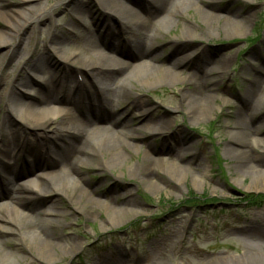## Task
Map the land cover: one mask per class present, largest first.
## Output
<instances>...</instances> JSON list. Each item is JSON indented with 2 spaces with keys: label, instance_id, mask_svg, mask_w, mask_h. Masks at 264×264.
Wrapping results in <instances>:
<instances>
[{
  "label": "rangeland",
  "instance_id": "1",
  "mask_svg": "<svg viewBox=\"0 0 264 264\" xmlns=\"http://www.w3.org/2000/svg\"><path fill=\"white\" fill-rule=\"evenodd\" d=\"M42 2L46 7L51 4L54 6L43 16L42 21L35 23L31 38L22 46H18L20 55L24 54L26 46V58L34 53L36 40L46 39L47 22L56 25L65 34L73 35L75 31H72L71 17H77L79 30L93 32L98 26L94 25L97 18L101 19L100 15L103 14L97 0H83L86 7L82 4V7L78 8V15L67 12L68 6L73 4L72 0ZM89 2H92V5ZM29 4L24 0H0V8L6 11L10 19L9 24L13 27L17 21L21 22V16H27L26 8ZM171 6L169 7L177 13L168 15L166 21L157 25L158 33L149 48V51L157 54V64L164 67L171 62L172 55L180 56L186 53L196 61L194 55L199 51H204L199 56V61L205 56L210 58L205 65L207 67L219 65L217 59L221 57L228 58L225 69L223 65V70L218 72L217 82L210 80L203 83L202 91L208 93V99L202 114L198 118H190L183 111L184 100L181 93L190 87L187 74L191 73L188 70L192 65L191 61L187 69H179L180 74L177 76L154 74V78L150 79L157 82L150 85L145 79L144 68L136 66L135 60H129L130 55L121 50L112 51L114 56L129 63L132 97L136 96L137 103L146 102L155 109V113L166 116L169 125L161 133L149 136H146L148 131L145 128L135 130L134 137H130L129 142L137 148L132 147L130 152L122 149L125 159L121 160L120 164H106L112 169H106L104 172L96 169L104 164L103 157L98 156L94 161L96 167H80L77 173L83 176L84 182L93 188L95 195L101 199L109 193L128 192L129 203L136 209V213H129L122 218H110L111 222H105L107 213L104 205H98L99 209L93 208L90 216H85L74 210L73 205L65 199H61L59 205L65 214L55 218L63 227L54 231L55 237L76 234L78 243L75 244L74 252L69 251L66 246L63 249L65 244L61 243L57 248L41 249L31 246L23 240L27 235V228L15 231L16 218L13 223L0 220V225L12 229L9 234L0 231V247L4 250L0 264H105L104 261L112 257L116 258L115 264H204L219 256L224 257V262L228 264H264V257L257 263H241L235 259L242 252L245 239L249 238L253 244L263 239L253 232L243 238L229 226L238 220L250 219L256 225L261 223L264 230V176L257 175L255 169L245 170V161L230 150L228 142V139L233 137L230 125L234 111L241 107V97L245 95L250 79L264 74L263 61L258 59L259 55L264 58V0H191L179 6L180 8ZM88 9L89 13L86 14ZM208 11L213 12L214 16L207 18L205 12ZM245 14L250 17L244 22L242 29H239L241 31L234 33V29L228 27L224 17L240 19ZM215 15L221 18L216 19ZM31 25L27 24L23 31L16 32V37L21 38L23 33L27 34ZM101 25L100 22L99 26ZM116 25L113 29L115 33L118 32L117 28H120L119 23ZM184 25L190 29L183 31ZM224 26L227 27L226 30ZM14 30L0 17L1 35L4 34L3 37L10 40L8 51L6 47H0V65L5 66L7 73L5 80L0 84V93L6 90L8 94L16 97L33 100L35 91L41 89V85L44 89L47 88L46 83L50 80L48 73H61L62 70L57 66L49 67L48 73L38 72L35 78L31 66L28 62L25 63V60L19 65H14L16 58L7 63L11 50L17 46L18 38L13 39L12 35H7H14ZM190 32H194V41L183 38L191 34ZM132 34L137 35V31H132ZM147 35L151 36V33L147 32ZM100 36L104 40L105 35L100 33ZM134 39L133 35L121 33V40L130 50L135 48L132 45ZM38 45L42 47L39 46L37 52L43 53L44 43ZM58 54H54L50 59L60 61ZM68 65L72 68L71 79L64 82H69L71 87L85 83V74L76 68L75 64ZM259 65L261 69H258ZM23 75L32 77L38 85L31 83L25 87L20 86L17 81ZM103 86L102 83L95 84L94 88L99 91ZM224 98L228 102H224ZM130 103L121 102L119 109L122 112L121 117L129 120L126 125L129 129L132 126L140 127L139 119L136 120L139 117L135 110L137 108ZM10 107L12 105L0 98V128L3 121H12L17 125V131L22 134L19 143H22L23 139L26 145L35 143L39 140V135L53 136L54 133L50 130L53 125L50 123L44 122L37 130L24 129L23 119L12 112L4 117V109ZM263 115L264 109L258 110L252 125ZM261 131L264 132V126ZM171 132L186 139L180 143L183 147H180L181 157L172 156L176 146L173 147ZM6 133L10 135L11 130L7 129ZM6 133H1L0 129V139ZM257 135L262 136L260 133ZM145 155L156 159L149 173L153 182L151 185L139 181V175L132 170L135 168L139 171V161ZM246 155L243 157L247 158L248 164L264 170L263 144L251 148ZM8 161L12 162V159ZM21 162L22 159L18 164ZM29 163L26 160L23 164L28 167ZM41 170L47 173L51 168H40L36 173ZM36 173L27 172L16 182L34 184ZM3 175L7 176V173L3 172ZM77 198L74 199L78 200ZM26 199L16 202L15 205L19 210L35 217L36 214L33 215L31 208L37 209L42 205L39 203L41 200ZM83 200L84 197H80L79 202ZM10 202L7 196L0 197V204ZM0 214L5 215L3 211H0ZM58 249L65 250L64 254L58 256ZM38 253L44 258L36 256Z\"/></svg>",
  "mask_w": 264,
  "mask_h": 264
},
{
  "label": "bare ground",
  "instance_id": "2",
  "mask_svg": "<svg viewBox=\"0 0 264 264\" xmlns=\"http://www.w3.org/2000/svg\"><path fill=\"white\" fill-rule=\"evenodd\" d=\"M24 1L30 3L26 8L28 14L26 17L21 16V22L17 21L14 27L9 24L10 19L6 11L0 8V17L6 20L9 27L15 29L14 35L7 33L8 37L12 35L13 39L18 38L16 40L17 48L11 50L7 63L16 58L14 65H19L25 60L24 62H28L31 66L35 78L37 77L35 74L38 72L48 73L49 67L57 66L62 72L48 73L50 80L46 83L47 88L44 89L41 85V89L38 88L35 91L33 100H25L20 96L16 97V95L8 94L6 90L0 93V98L12 105V107L4 109V117L12 112V114L23 119L24 129L32 130L39 129L38 127L47 122L53 125L50 130L54 133L53 136L39 135L37 142L26 145L24 139L22 143L18 141L22 134L17 131V125L8 120L1 124V133L2 131L6 133L7 129L11 130V133L10 135L6 133L0 139V197L7 196L11 202L0 204V211L5 213V215L0 214V220L13 223L16 218L17 228L15 231L19 228H27L28 232L23 240L31 246H37L41 249L57 248L61 243L65 244L62 246L63 249L66 246L69 251L74 252L75 244L78 243L76 234L60 238L55 237L54 231L63 227L55 218L65 214L59 205L61 199H65L73 205L74 210L83 213L85 216H90L93 208L99 209L98 205H104L108 215L104 218L105 222H111L112 219L110 218H122L129 213H136V209L129 203L128 192L109 193L101 199L95 195L94 189L84 182L83 176L77 171L80 167L86 168V166L87 169H91L90 166L95 165L94 161L98 156L103 157L104 164L99 167L95 165L96 169L101 172L106 171V169L110 170L112 167L108 168L107 163L120 164L121 160L125 159L122 149L130 152L132 147H136L129 142V138L134 137L135 130L145 128L148 131L146 136H149L161 133L169 125L166 116L155 113V109H152L150 105L148 106L146 102L137 103L136 96L132 97L129 63L114 56L112 51L119 52L121 50L124 54L130 55L129 60H135L136 66L144 68L145 79L150 85L157 82L150 79L154 78V74L177 76L180 74L179 69H187L191 61L192 65L188 69L191 73L187 74V82H189L190 87L181 93V98L184 100L183 111L190 118H198L202 114L208 99V93L202 91L204 90L203 83L210 80L214 83L217 82L218 72L223 70V65L225 69L228 58L221 57L217 59L219 65L214 64L207 67L205 65L210 58L201 56L203 59L199 61V56L204 52L199 51L198 54L194 55L196 61L189 56L190 54L186 53V55L180 56L172 55L171 62L164 67L156 63L157 54L149 51V48L158 33L157 25L166 21L168 15L176 12L171 9V5L180 8L179 6L191 0H97L103 14L100 15L101 19L97 18V24L94 25L98 26L93 29V32L79 30V23L75 15L70 18L72 31H75L73 35L65 34L56 25L47 22L48 35L46 39L36 40L34 53L26 58V46L22 55L19 54V47L31 38L35 23L42 21L43 16L50 11L54 4L46 7L42 0ZM71 3L73 4L68 6L69 11L67 12L77 15L79 14L78 8L85 6L83 0H72ZM91 3L89 2L90 5H92ZM88 13L89 9L86 11V14ZM205 16L211 18L214 15L213 12L208 11L205 12ZM218 17L215 15L214 18L217 19ZM249 17V14H245L240 19L224 17V20L228 22V27L234 29V33H239L241 31L239 29H242L244 22ZM100 22L101 26H99ZM116 23L120 25V28H117V33L113 31L117 26ZM27 24H32L27 34L23 33L21 38L16 37V32L23 31ZM188 29L190 28L187 25L182 28L183 31ZM226 29L227 27L224 26V30ZM98 30L99 33L95 32ZM132 31H137V35L132 34ZM122 32L135 37L132 42L133 47H135L133 50H130L128 45H125L121 40ZM147 32H150L151 36L147 35ZM100 33L105 35L104 40H102ZM190 33L183 38L194 41L196 39L195 35L192 34L194 32ZM3 35L0 32V47H6V51H8L10 40ZM41 42L44 43L43 48L46 56H44V52H37L42 47V45H38ZM56 53H59L60 61H56L54 58L50 59ZM258 59L264 64L262 56L259 55ZM69 63L75 64L76 68L85 74V83H78L71 87L69 82H64L66 79H71L70 69L72 68L68 65ZM261 65L258 66V69H261ZM6 76L5 66L0 65V84ZM31 83L38 85L36 80L25 75L20 76L17 81V84L22 87L31 85ZM100 83L104 86L102 90L98 91L94 85ZM123 101L131 102L130 104L136 106L137 115L141 116L136 119H139L140 127L132 126L129 129L126 126L129 120L123 119L121 117L122 112L119 111ZM224 102H228V100L224 98ZM240 103L241 107L234 111L230 125L233 133V137L228 139L230 150L245 161L243 165L245 170L255 169L257 175L264 176L263 169H257V166L248 164L247 158L243 157L247 156L246 154L251 148L264 145V132H260L264 126V122H260L262 119L264 120V115L255 121L256 124L253 123L254 125H252L251 123L252 120L254 121L258 110L264 109V74L250 79V84L245 95L241 97ZM242 112L249 114L243 115ZM171 133V140L174 142L173 147L176 146L175 149L173 148L175 151H173L172 156L181 157L180 147L182 146L180 143L186 139L175 132ZM259 133L262 135L261 137L257 135ZM9 159H12V162H9ZM21 159V164H18ZM26 160L31 163L28 167L23 164ZM155 161L156 159L148 155L140 159L139 171L135 168L132 169L136 175H139V181H143L147 185L153 184L149 173ZM47 167L51 168L49 172L44 173L41 170V172L36 173L38 169ZM3 172L7 173V176H4ZM27 172L36 173L35 178L37 179H35L34 184L16 182ZM75 197H78V200H75ZM80 197H84L82 202H79ZM25 198H27L26 200H30V198L41 200L39 203L42 205L38 206L37 209L31 208L34 212L33 215L36 214L35 217H32L31 213L19 210L15 205L16 202H22ZM36 217L38 218L35 219ZM261 225V223L256 225L250 219H245L238 220L234 225L229 226L231 230L243 238L252 232L263 238L255 244L251 243L249 238L245 239L242 252L237 258L235 257L238 262L257 263L264 257V230ZM0 231L9 234L12 229L0 225ZM0 242L2 241L0 240ZM63 249L56 251L58 256L64 254L65 250ZM3 256L4 250L0 247V259ZM36 256L44 258L41 253L36 254ZM115 259L113 257L107 258L104 262H106L105 264H115ZM204 264L228 263L224 262V257L219 256Z\"/></svg>",
  "mask_w": 264,
  "mask_h": 264
}]
</instances>
